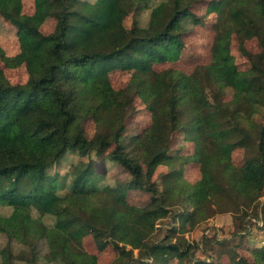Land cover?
<instances>
[{"label":"trees","instance_id":"trees-1","mask_svg":"<svg viewBox=\"0 0 264 264\" xmlns=\"http://www.w3.org/2000/svg\"><path fill=\"white\" fill-rule=\"evenodd\" d=\"M200 1L33 0V13L25 14L22 0H0V16L19 41L12 56L0 46V59L27 71L24 83L13 84L0 70V206L9 207L0 212V234L23 247L18 253L10 243L1 247L0 264H37L41 244L48 263L98 264L82 245L86 235L98 251L114 248L111 264H218L214 254L195 260L198 246L184 234L224 212L237 227L234 236L246 235L250 219L260 220L264 233V112L256 116L264 107V0H211L207 10L217 21L210 61L188 73L153 67L180 57L187 25L200 21L191 8ZM147 8L146 24L125 26L129 13ZM47 17L55 23L45 33ZM233 33L247 69L233 61ZM250 38L259 52L246 48ZM119 68L132 72L117 90L109 72ZM135 95L151 120L125 140ZM87 119L95 124L90 138L83 132ZM176 132L194 143L193 154L171 155ZM237 147L245 152L240 166L231 157ZM69 153L80 159L64 178L51 173ZM103 156L121 165L130 182L102 184L93 160ZM191 161L198 163L194 182L183 175ZM159 165L168 168L161 187L153 180ZM131 187L147 193L145 204L129 203ZM165 218L173 239L153 238ZM228 256L230 264H264V238L249 256L235 247Z\"/></svg>","mask_w":264,"mask_h":264},{"label":"rangeland","instance_id":"rangeland-1","mask_svg":"<svg viewBox=\"0 0 264 264\" xmlns=\"http://www.w3.org/2000/svg\"><path fill=\"white\" fill-rule=\"evenodd\" d=\"M159 0H151L150 5L155 4ZM211 0H201L192 4V10L199 18L198 24H188L187 31L184 33L183 48L180 57L177 60H167L154 64V69L161 70L164 68H175L182 70L186 73L191 72L193 68L198 64H206L211 58V45L215 34V23L217 21V13L209 12L207 10L208 4ZM34 11L33 0H22V12L25 14H32ZM150 9H143L138 14L129 13L123 20L126 27H131L134 22L141 25L147 23L149 19ZM55 20L52 17H47L44 23L41 25L43 32L48 33L54 27ZM245 46L251 53H257L260 51V45L256 38L247 39ZM0 46L4 49L6 55L12 56L19 52V41L17 38L16 28L9 23L6 19L0 16ZM230 51L233 56V61L238 69L244 70L249 67L248 58L241 53L238 47V39L233 33L230 40ZM0 70L3 71L6 78L13 84L24 83L27 79V71L22 64L17 67H8L4 65L0 59ZM131 69H114L109 72V78L112 86L119 90L124 88L130 78ZM231 98L230 90H226L224 99L229 100ZM129 116L125 121V127L122 131L123 138L128 140L134 135L142 132L150 123L151 114L143 99L138 95H135L128 104ZM264 107L260 108L258 116L262 119ZM244 125L247 127V122L244 121ZM248 128V127H247ZM95 130V124L92 119H87L83 125V132L87 138H90ZM250 132V131H248ZM194 151V143L191 140L184 139L182 132H176L173 135L171 143V155H191ZM232 161L235 165L240 166L244 162L245 152L241 147H237L232 151ZM80 157L74 153H69L64 157L59 164L52 167L51 173L58 172L62 178L68 173L73 163L79 161ZM83 160H87V157H83ZM95 172L100 175L98 178L102 184H109L112 186L125 184L130 182V174L119 164L110 161L106 156L94 158ZM166 165H159L154 173L153 180L161 187V176L167 171ZM198 163L188 162L183 167L184 177L194 182L198 179ZM69 181V180H68ZM67 184L63 189L66 190ZM148 195L146 192L141 191L136 187H131L128 190V201L132 204H145L147 202ZM261 204H264V191L260 197ZM261 204L258 207H261ZM9 207L0 206V212L7 213ZM250 211V210H249ZM231 213H216L206 219L201 220L192 230L184 234V236L191 242H194L197 248L192 250L194 259H207L208 256L214 254L215 260L218 264H230L228 253L235 247L240 251L242 255L249 256V249L253 244H258L264 238V233L260 229V220L250 219V228L246 235L243 234L234 236L232 232L237 229L234 226ZM177 222V221H176ZM171 226L169 218L159 220L157 222V228L154 232L153 238H167L173 239V235L166 236L168 228ZM222 241V243H220ZM10 243L15 253L22 250V246L15 241H10L6 236L0 234V248ZM83 247L96 254L98 264H111L116 257V252L111 245H108L104 250L98 251L96 249L93 237L86 235L82 239ZM46 249L45 245H40V258L37 264H52L46 262L43 258ZM135 252H137L135 250ZM214 257L213 260H214ZM191 260H186V264H191ZM17 264H22L21 261H17ZM140 264V263H135Z\"/></svg>","mask_w":264,"mask_h":264}]
</instances>
